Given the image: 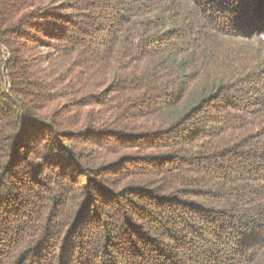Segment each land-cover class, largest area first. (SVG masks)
I'll list each match as a JSON object with an SVG mask.
<instances>
[{
  "label": "trees",
  "instance_id": "trees-1",
  "mask_svg": "<svg viewBox=\"0 0 264 264\" xmlns=\"http://www.w3.org/2000/svg\"><path fill=\"white\" fill-rule=\"evenodd\" d=\"M0 40V264H264V0H0Z\"/></svg>",
  "mask_w": 264,
  "mask_h": 264
},
{
  "label": "rangeland",
  "instance_id": "rangeland-1",
  "mask_svg": "<svg viewBox=\"0 0 264 264\" xmlns=\"http://www.w3.org/2000/svg\"><path fill=\"white\" fill-rule=\"evenodd\" d=\"M46 1L47 2H49V1H56L57 2L58 0H46ZM0 50L2 51L4 60L7 62L10 59L11 54H10L9 50L3 45V43L1 42V40H0ZM43 52L46 53L47 52V49L44 48L43 49Z\"/></svg>",
  "mask_w": 264,
  "mask_h": 264
}]
</instances>
